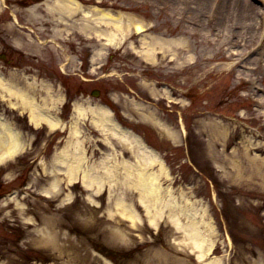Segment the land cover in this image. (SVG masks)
<instances>
[{
  "label": "rangeland",
  "instance_id": "374dc122",
  "mask_svg": "<svg viewBox=\"0 0 264 264\" xmlns=\"http://www.w3.org/2000/svg\"><path fill=\"white\" fill-rule=\"evenodd\" d=\"M74 1L93 10L90 18L101 12L121 14L129 27L126 35L101 22V28L121 37L109 44L92 33V26L81 32L80 13L53 14L43 0H0V47L8 41L29 51L17 54L30 59L21 64H30L40 54L50 58L48 72L49 61L55 67L54 75L41 78L11 69L9 74L16 76L11 78L35 80V87L52 82L54 93H67L58 106L67 126L55 131L45 124H30L25 111L0 95V116L26 140L23 150L0 162V264H52L51 255L65 256L36 239L39 230L59 220L65 223L63 232L84 237L82 251L91 254L94 264H157L158 259L161 264L216 259L218 264H264V0ZM26 3H37L35 10ZM129 19L143 24L140 34L145 38L181 43L163 53L156 44L151 62L143 53L141 35L127 25ZM69 20L75 21L70 31L64 29ZM4 64L0 60L3 75L8 71ZM95 88L100 90L98 97L90 94ZM75 103L108 106L115 120L156 151L168 172L160 178L161 186L180 201L194 202L213 227L209 254L198 259L165 213L152 228L136 204V191L118 190L139 208L134 224L120 214L110 217L115 209L107 200L108 187L101 189L102 197L96 201L80 183L69 189L62 182L54 194L43 193L51 159L64 147L76 117ZM141 110L154 113L176 137L142 117ZM90 120L89 113L80 117L79 136L84 138L88 163H94L109 150L100 148L102 135ZM112 141L114 153L123 150V158H131L126 147ZM58 174L64 180L62 172ZM95 204L103 205L99 215L91 210ZM118 220L123 222L120 228L131 229L125 244L102 232Z\"/></svg>",
  "mask_w": 264,
  "mask_h": 264
},
{
  "label": "bare ground",
  "instance_id": "6f19581e",
  "mask_svg": "<svg viewBox=\"0 0 264 264\" xmlns=\"http://www.w3.org/2000/svg\"><path fill=\"white\" fill-rule=\"evenodd\" d=\"M44 3L46 9L53 14L54 12L57 15L63 12L69 14L79 12L82 20L80 22L81 32L84 33L86 29L88 31V27L92 26V33L104 38L110 42L109 44L114 41V43H118L121 37L118 39L117 31L116 33L101 28V22L108 28L118 30L122 35H126L128 31V26H125L126 22L121 14L114 15L109 12H101L96 18H90L93 10H83L82 6L74 0H46ZM35 8L36 5L30 7L29 10L34 11ZM57 20L60 21L59 18ZM128 22L127 25L135 31L136 35L145 30L143 24L139 22L133 21V23L130 19ZM74 23L73 20L68 25L69 27L65 25L64 29H70ZM56 25L58 26V23ZM180 41V39L170 38L166 40L159 37L145 38V36H140V43L144 46L143 53L151 62L155 60L156 44H160L162 47L160 50L163 53V50L170 51L172 49L174 51L172 45L180 44ZM98 53L99 49L95 50L94 56L96 58H98ZM151 89L155 91L154 87ZM166 93L168 95V92ZM0 95L6 96V99L15 108L27 112L30 124L36 127L42 123L55 130L67 126V123L58 116V106L62 96L57 92L54 93L53 87L49 83H42L40 87H35V80L30 82L8 81L0 73ZM73 110L76 117L69 126V134L64 147L54 153L51 159L50 180L43 189V193L46 196L54 194L60 189L62 182H66L69 189L76 183H80L84 190L91 191L88 194L90 200L96 201L95 199L102 197L101 189L104 186L105 189L108 187L107 200L113 203L115 209L114 214H109L110 217L120 214L125 216L130 224H134L140 218L138 208L140 205L148 224L155 228L162 214L165 213L172 227L182 235L181 242L186 243L196 253L198 259H203L206 254H209L213 246V240L210 238L213 227L209 221H206L203 212L194 206V202L180 201L172 190L161 186L160 178L163 174L168 176V172L156 152L146 146L130 129L116 121L108 107L75 103ZM141 111L142 117L162 128L168 136L176 137V133L161 123L154 113ZM88 113L91 115L90 124L102 135L99 140L102 143L100 148L104 146L109 150L105 154L102 153V157L94 163H88L89 156L86 154L87 148L84 146V138L79 136L81 133L80 117H84ZM112 139L126 147L130 153V159L123 158V150L114 153ZM25 145L26 140L23 139L22 134L0 116V162L23 150ZM98 150L99 148L94 151L98 152ZM152 166L158 167V169H149ZM58 171L62 172L64 180L61 179ZM119 189H130L138 192V202L136 203L138 207L133 204V201L128 203L118 192ZM94 192H96V196L91 197L90 195H93ZM66 197H70V192H66ZM102 206L95 204L91 210L99 215ZM98 222L103 223L105 221L101 222L99 218ZM113 223L114 225L107 226L102 232H109L115 243H127L131 238V229L126 232L120 228V225L123 224L121 220ZM64 225L65 223L60 222V220L55 221L48 228L39 230L36 235L38 243H47L52 247H57L60 254H65L66 258L65 256L51 255L52 264H89V261L94 264L95 261L93 262L91 254L82 251L84 237L72 238L71 234L61 230ZM149 261L146 259L145 262L149 263ZM161 263V260L158 259L157 264ZM204 264H218V261L217 259L211 260Z\"/></svg>",
  "mask_w": 264,
  "mask_h": 264
},
{
  "label": "flooded vegetation",
  "instance_id": "af4514ba",
  "mask_svg": "<svg viewBox=\"0 0 264 264\" xmlns=\"http://www.w3.org/2000/svg\"><path fill=\"white\" fill-rule=\"evenodd\" d=\"M15 53V50L12 48H7V55H6V61L7 62H12L13 60V54Z\"/></svg>",
  "mask_w": 264,
  "mask_h": 264
}]
</instances>
